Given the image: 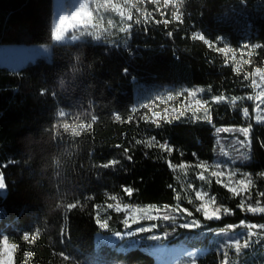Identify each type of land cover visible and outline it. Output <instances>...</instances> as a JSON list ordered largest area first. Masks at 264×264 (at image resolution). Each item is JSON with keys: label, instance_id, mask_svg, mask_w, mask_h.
Wrapping results in <instances>:
<instances>
[{"label": "trees", "instance_id": "obj_1", "mask_svg": "<svg viewBox=\"0 0 264 264\" xmlns=\"http://www.w3.org/2000/svg\"><path fill=\"white\" fill-rule=\"evenodd\" d=\"M175 3L176 8L133 0V19L123 18L126 31L102 40L56 43L54 0H0V45L52 46L50 59L19 69L0 66V176L6 188L0 195V244L6 238L13 246L14 264H160L150 252L154 243L127 250L98 243L100 233L126 230V213H107L106 230L96 215L113 195L131 207H175L178 184L169 161L213 162L217 128L251 125L250 159L240 164L255 180L246 204L259 200L264 206V197L257 195L264 191V176L258 175L264 172V123L255 121V102L247 98L254 96L253 70L264 67V0ZM176 9L183 23L171 19ZM162 19L169 23H156ZM195 33L213 47L192 39ZM225 46L237 54L247 50L239 72L217 51ZM136 82L170 89L201 86L228 100L209 102L211 123L173 120L157 127L143 118L151 117L147 108H136ZM153 135L173 147L171 154L145 148L143 142ZM111 160L118 163L102 167ZM125 186L134 189L131 197ZM211 191L217 204L234 214L206 221L185 203L202 228L173 232L169 222L158 223L169 242L208 250L198 264H221L223 258L209 229L241 221L264 224V214L237 207L241 197L217 183Z\"/></svg>", "mask_w": 264, "mask_h": 264}, {"label": "rangeland", "instance_id": "obj_2", "mask_svg": "<svg viewBox=\"0 0 264 264\" xmlns=\"http://www.w3.org/2000/svg\"><path fill=\"white\" fill-rule=\"evenodd\" d=\"M163 1V0H160ZM178 0H174L176 2ZM55 2V13H54V41L56 43H67V42H77L88 39L102 40L104 38L110 36H116L119 32L126 31L125 21L116 11L114 7L115 4L120 3L124 4L127 0H54ZM62 13H65L64 16H61ZM52 53L51 45H25V44H2L0 45V66L10 68V69H19L27 63L34 62L38 58L50 59ZM235 53V59H232L236 64L237 61H240V65L243 62V55H247V50H239L237 54ZM13 55V56H12ZM19 64V65H18ZM264 68V67H263ZM258 80V77H254ZM143 90V96L138 94L137 89ZM204 89L203 92L197 91V98H203L208 101L206 107L209 110L210 115V105L209 102L213 101L211 97L213 95L210 93V90L205 87H195V88H182V89H170L167 87H161L155 84H146L142 82H136V91H135V105L137 109L145 108L141 106V102L144 103H153L155 104L154 108H147L150 113L152 111H162L164 107H167V104H163L156 100H150V97H156L158 95H166V94H175L180 93V95H176L174 100L169 102L172 106L176 108H181V102L185 99H190L188 97L187 92L183 91L193 90V89ZM259 91V89L254 87V96ZM225 97V96H223ZM227 97L225 100L227 101ZM215 102V101H214ZM255 107L258 101H255ZM262 110H264V105H260ZM191 113H186L184 117H181L180 120L177 121H194V122H208V120L203 118V110L197 112L195 114L199 119H188ZM256 115V113H255ZM175 120V119H173ZM172 120V121H173ZM151 121V117L148 119ZM164 122V121H161ZM160 122V123H161ZM209 123V122H208ZM245 126L239 127H223L221 129H229V131H221L217 132V155L213 162H221L228 164L232 167L239 168L241 171L240 164L241 162L238 158L239 154L235 151L239 145H233L232 140L234 137H238L239 139H244V137L236 132L235 129L242 128ZM245 152L250 154V149H243ZM236 159V164L231 165V160ZM189 165V164H188ZM200 170L195 167V165H189L185 169H180L179 167L175 168L176 178H177V195H179L180 199H176V205L179 204L182 208H187L185 203H188V198L192 199L191 204L193 206H197L200 201L195 199V192L188 188V184L191 183L195 189H203V191L207 192L209 196H213L211 191V185L215 182L214 177H210L211 184L206 181H200L197 179V173ZM207 176L208 173H205ZM237 179L239 176L236 177ZM253 178V177H252ZM254 180V178H253ZM255 182V180H254ZM0 183L4 185L3 177L0 176ZM220 185V184H219ZM222 186V185H221ZM6 193L5 185L3 188H0V195H4ZM116 201H113L110 204H115ZM121 205L125 204L120 202ZM255 205V204H253ZM263 206V205H262ZM160 208L163 209L164 206L158 205H147V206H139V207H130L127 212L122 210L121 212L126 213V218L131 215L138 208ZM173 207V208H175ZM111 210L117 212L115 208H108L107 206L103 207L100 212V218L103 220L107 217V213ZM258 214V213H257ZM264 214V213H259ZM125 218V219H126ZM109 219V218H108ZM186 219H191L190 217H186ZM161 220L157 221H143L140 224H132L131 228H127L124 232H120L121 234H126L127 232L132 231L133 226L137 225L138 228L140 226H146L149 223L158 224ZM184 222L178 216V223ZM245 224H249L250 222L244 221ZM237 227L234 230H229L228 235H235L241 231H247L246 228L241 227L240 224L236 225ZM227 228V227H226ZM106 230V229H104ZM258 233L257 236H254L250 239L249 247L242 248L241 252L237 254L233 248H227L226 251L228 253V264H254L252 260H254L255 264H264V229H256L254 230ZM153 233H141L140 237H133L131 239H138L137 246L142 243H154L155 247L150 250L153 254L156 261L160 264H198V258L206 255L208 250H204L198 247H190L187 245H179L173 244L169 242L166 235L161 233L157 228L155 230V234L162 237L159 241L148 240L145 237L152 235ZM210 239L218 240L220 245V241L224 238L223 236H218L214 232L210 231ZM6 238L3 239L0 244V250L3 249V243ZM98 243L108 244L111 246H117L120 250H127L129 238L125 236L124 240H121L119 237L114 236L112 234L100 233L97 237ZM9 248L11 249V253L9 257H5L4 260H0V264H7L10 260V264H14L13 259V246L8 242ZM218 249V248H217ZM218 251V250H217ZM219 254L223 255L222 251H218ZM195 257V259H194ZM224 260V255L222 261ZM221 261V262H222Z\"/></svg>", "mask_w": 264, "mask_h": 264}, {"label": "snow or ice", "instance_id": "obj_3", "mask_svg": "<svg viewBox=\"0 0 264 264\" xmlns=\"http://www.w3.org/2000/svg\"><path fill=\"white\" fill-rule=\"evenodd\" d=\"M151 2L157 6L160 5V0H151ZM139 3H144V0H139ZM163 4L166 7L169 4H172L174 8H176V3L174 0H163ZM116 8V11L120 13L122 18L128 19L131 21L133 19L131 8L135 7L133 4V0H127L126 3L120 4L117 3L114 5ZM137 12H140V9L137 8ZM144 15L145 20L148 19V15L145 13H141ZM65 13H62L61 16H64ZM161 15L163 16L164 13L162 12ZM171 19L180 21L181 17L179 15V10L176 9L171 14ZM136 23L139 24L140 20L137 19ZM156 23H163L167 25L169 23L168 19H162L156 21ZM131 28V24H128V31ZM192 39L194 40H200L203 41L206 45H208L210 48L213 47L212 42H210L208 39L205 38L204 35H201L199 33H195L192 36ZM244 47H248V45H245ZM255 47H260V45H256ZM217 51L223 53L226 57L229 59H235V53L233 50L227 46L220 47L217 49ZM245 63H251V61H244ZM234 71L239 72L240 71V61H237ZM125 72L127 70L125 69ZM253 77H258L257 79L252 80V86L259 89V91L256 93L255 96H248L247 98L249 100H255L258 101L254 111L256 113L254 119L258 123H264V110L260 107V105H264V68L256 67L252 72ZM245 79H247V74H245ZM138 94L143 96V90L137 89ZM187 92L188 97L190 99H185L181 102V108H176L172 106L169 102L173 101L176 95H180V93L175 94H166V95H158L156 97H150V100H156L159 99V101L163 104H167V107H164L162 111H152L151 112V122L155 124L157 127L160 126V122L164 121L167 123H171L173 119L180 120L181 117H184L186 113H191L190 116H188V119H199V117H196L195 114L197 112H200L203 110V118L208 120L209 123H211V119L209 117V110L206 107L208 101L203 98H197V91L203 92L204 89H193V90H183ZM211 99L217 103H219L221 100H225L226 97L223 96H213ZM236 97L232 98V102L235 103ZM141 106L145 108H154L155 104L153 103H144L141 102ZM244 116H249V112L247 108H244L243 110ZM145 120H148V116L143 117ZM116 120H120L121 117L117 115L115 117ZM131 116L128 118L129 122H131ZM217 132L221 131H229V129H221L217 128ZM236 132H239L244 139H239L238 137H234L232 140L233 145H239L235 149V151L239 154L238 158L241 162L247 161L250 159V154L248 152H245L243 149L251 147V139H250V132H251V125L248 127H242L235 129ZM137 144L142 143L141 140H136ZM145 148H152V147H159L164 152H167L171 154V152L174 150L172 146L168 143H161L157 140L156 136H152L150 139L143 142ZM117 147H120V145H117ZM129 152L128 148L124 149V153L127 155ZM182 155V153H181ZM195 155V154H193ZM127 159L131 161L132 157L130 155L127 156ZM117 160H111L108 163H105L102 165L104 168H108L112 165L117 164ZM236 164V159L231 160V165ZM189 165L187 162L181 161L179 165H173L169 161V167L170 168H177L185 169ZM195 167L198 168L200 171L196 174L197 179L200 181H206L207 183L211 184L210 177L215 178V182L217 184L222 185L229 193H231L234 197H241L239 204L237 207L241 209V211H246L248 213L257 214V213H264V206L261 205V202L259 200L256 201L255 205L253 204H246L247 200H250L251 197V188L254 186V180L252 178V174L249 172L241 171L239 168L232 167L228 164L221 163V162H215V163H208L205 161H197L195 164ZM205 173H208L206 176ZM258 175L264 176V172L259 173ZM239 176L237 179L236 177ZM4 185L0 183V188H3ZM188 188L192 189L195 192V199L200 201V203L195 206V212L201 213L204 220L206 221H212V220H220L222 218L223 214H234L232 213L231 209L224 207L223 205H218L216 201L215 196H209L207 192L203 191V189H195L194 186L189 183ZM123 191L127 194V196L131 197L133 195L134 189L129 186H125L123 188ZM259 197H264V191H259L257 193ZM111 199L113 201H116L115 204H109L107 205L108 208H115L117 212H120L122 210L126 211L131 207L129 204H123L121 205L120 201L117 199L115 195L111 196ZM176 199L179 200V195L176 196ZM188 203H192V199L188 198ZM74 207V205H73ZM194 213L192 211H189L187 208H182L179 204L175 208H169V206H164L163 209L160 208H138L134 212L131 213V215L128 216V218L123 220L124 225L127 228H131L132 224H140L143 221H157L161 220L163 222H169L168 227L171 229V231H175L176 228H183L188 230H194V229H200L202 228L201 221L199 219H186V217H192ZM178 216L184 220V222L178 223ZM96 222L99 225L101 229H108V218L101 219L99 213L96 215ZM240 226L247 229V231H241L239 233H236L235 235H228L229 230H234L237 226L236 225H229L227 228H221V229H209V231L214 232L218 236H223L224 238L220 241V245L218 247V251H222L224 255V260L221 262V264H228V253L226 251L227 248H233L237 254L241 252L242 248H248L250 239L254 236H257L258 233L254 230L256 229H264V224H256V223H249L245 224L244 221L240 222ZM160 225L156 223H149L146 226H140L138 228H134L132 231L127 232L126 234H121L119 232H114L113 235L119 237L121 240L125 239V236L129 238L128 248H135L138 244V239H131L133 237H138L141 233H153L150 236L145 237L148 240L152 241H159L162 239L161 236L155 234V230L159 228ZM165 235H167V232H165ZM11 253V249L8 245V240H4L3 243V249L0 250V260H4L5 257H9ZM27 255V254H26ZM65 259H69L68 255H65ZM195 259V257H194ZM7 264H10V260L7 262Z\"/></svg>", "mask_w": 264, "mask_h": 264}, {"label": "bare ground", "instance_id": "obj_4", "mask_svg": "<svg viewBox=\"0 0 264 264\" xmlns=\"http://www.w3.org/2000/svg\"><path fill=\"white\" fill-rule=\"evenodd\" d=\"M13 56V55H12ZM19 65V64H18Z\"/></svg>", "mask_w": 264, "mask_h": 264}]
</instances>
